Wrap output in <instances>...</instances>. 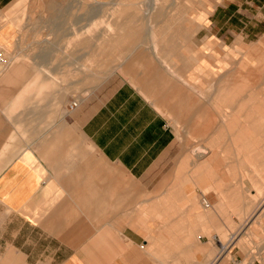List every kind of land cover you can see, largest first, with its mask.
Wrapping results in <instances>:
<instances>
[{"label": "crops", "instance_id": "0c3cea01", "mask_svg": "<svg viewBox=\"0 0 264 264\" xmlns=\"http://www.w3.org/2000/svg\"><path fill=\"white\" fill-rule=\"evenodd\" d=\"M216 1L172 28L187 41L197 32L198 58L169 56L164 40L149 46L161 49L155 61L136 54L127 63L147 77L140 91L84 72L85 55L34 56L19 62L33 71L1 77L0 264H260L264 89L250 88L249 103L217 104L234 88L212 87L201 105L194 89L169 92L164 73L178 64L191 87L225 73L226 84L236 73L264 83V0ZM25 5L0 0V13L13 21ZM168 104L200 145L193 161L175 147Z\"/></svg>", "mask_w": 264, "mask_h": 264}, {"label": "rangeland", "instance_id": "374dc122", "mask_svg": "<svg viewBox=\"0 0 264 264\" xmlns=\"http://www.w3.org/2000/svg\"><path fill=\"white\" fill-rule=\"evenodd\" d=\"M153 1L157 4L156 9L149 10V4ZM205 2L206 0H26L25 8L16 20H6L0 13V34L4 36L5 42L8 44L6 48L2 49L4 61L6 60L8 65L4 73L15 66H20V71L24 69L27 72L33 71L36 66L33 63L19 62L29 61V58L34 56L85 55L89 58L87 64L83 65L84 72L98 74L102 80L113 78L118 83H129L139 90L141 88L140 80L147 82V77L145 75L139 76L138 71L130 69L127 63L133 60L136 54L137 56L152 57L154 61L157 59L156 57H161L160 48L149 47L152 44L154 46L159 45L153 41H172L168 46L169 56L199 57L198 52L195 54L193 51L195 46L193 41L197 32L191 40L187 41L181 39V34L173 31L172 28L174 29V26L184 23L187 16H192L193 12L191 11L202 7ZM219 2L220 0L216 1L215 5ZM185 23L189 25L186 20ZM126 25H131L133 28L130 31L129 39H126L127 41L114 40V36L127 31ZM190 26L193 28V25ZM203 35L204 32H201L197 35V39ZM55 41L68 42L67 45H71V47H49ZM81 43H87L88 46H76ZM203 51L201 49V58L209 59L208 55L203 56ZM263 57L264 51L262 62L264 61ZM232 64L235 67L236 64ZM246 64L253 67V64ZM199 66L202 67L203 65L200 63ZM241 66L244 67V64ZM163 67L165 76L169 78V92H172L175 85L182 90L189 91V93H194V90L195 93L200 92L203 94L200 96L204 100L196 95L193 98L199 99L201 105L209 103L210 97L207 92L212 87L216 90L218 87L220 89L234 88L231 90L232 92H228L227 96L218 94L216 96L217 104L249 103L252 102L251 99H256L255 96L245 95L250 88L264 89V83L247 80L239 73H236L235 78L227 84L225 83L227 73L216 80L202 76L200 86L191 87L183 83L180 79L181 74H177L178 64H163ZM231 71L228 73L230 74ZM260 71L264 73V66L260 68ZM191 73L192 70L189 73L186 71L189 76H192ZM220 91L222 92V90ZM173 98L174 96H172ZM148 99L156 106L152 99ZM168 107V111L164 109L160 111L173 128L175 147L179 148L181 153L187 152L193 161L192 155L200 151V145L198 143L193 144L194 138L189 137L187 129L176 121L170 112V105ZM219 114L221 115V113ZM205 147L207 148V146ZM236 178L234 177V179ZM235 187L240 188L238 185ZM263 238L264 236L260 237V239ZM256 259L260 264H264V254L257 256Z\"/></svg>", "mask_w": 264, "mask_h": 264}, {"label": "bare ground", "instance_id": "6f19581e", "mask_svg": "<svg viewBox=\"0 0 264 264\" xmlns=\"http://www.w3.org/2000/svg\"><path fill=\"white\" fill-rule=\"evenodd\" d=\"M132 22V21H131ZM130 27H131V25H126V27L125 28H128V29H126L127 31L126 32H124L123 34H119V35H117V36H114V40H119V41H121V40H124V41H127L128 39H129V34H130V31H129V29H130ZM108 31H110V30H108ZM132 33V32H131ZM127 39V40H126ZM8 46V44L5 42V39H4V36H2L1 34H0V48L1 49H3L4 47L6 48ZM8 49V48H7ZM5 57H7V55H5ZM6 59V58H5ZM6 61V60H5ZM8 66V65H7ZM7 66H6V68L3 70V72H2V74H1V77L3 76H5V74L6 73H8L10 70H11V68H10V70H8L6 73H4L5 71H6V69H7ZM1 77H0V79H1Z\"/></svg>", "mask_w": 264, "mask_h": 264}, {"label": "built area", "instance_id": "2783aa9c", "mask_svg": "<svg viewBox=\"0 0 264 264\" xmlns=\"http://www.w3.org/2000/svg\"><path fill=\"white\" fill-rule=\"evenodd\" d=\"M6 66H7V62L4 61L3 51L0 48V77H1L3 70L6 68ZM75 106H76V103L72 102L70 105V109L74 108ZM203 205L204 207H208V204L205 200H203Z\"/></svg>", "mask_w": 264, "mask_h": 264}]
</instances>
